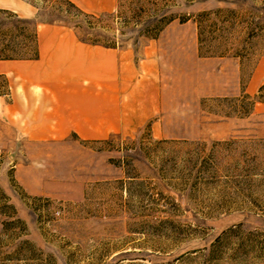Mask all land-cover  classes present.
Masks as SVG:
<instances>
[{"label": "rangeland", "instance_id": "rangeland-1", "mask_svg": "<svg viewBox=\"0 0 264 264\" xmlns=\"http://www.w3.org/2000/svg\"><path fill=\"white\" fill-rule=\"evenodd\" d=\"M15 1L9 60L39 58L44 25L138 52L161 38L166 107L131 132L34 144L6 116L19 79L0 74V264H264V0Z\"/></svg>", "mask_w": 264, "mask_h": 264}, {"label": "crops", "instance_id": "crops-1", "mask_svg": "<svg viewBox=\"0 0 264 264\" xmlns=\"http://www.w3.org/2000/svg\"><path fill=\"white\" fill-rule=\"evenodd\" d=\"M5 1L0 6L25 14L15 0ZM71 1L92 12L113 10L116 3ZM67 31L41 26L39 58L0 61V74L19 79L6 116L24 141L58 142L74 130L86 140L104 139L131 132L152 118L160 123L166 107L161 38L147 39L138 52L131 43L114 47L77 41Z\"/></svg>", "mask_w": 264, "mask_h": 264}, {"label": "trees", "instance_id": "trees-1", "mask_svg": "<svg viewBox=\"0 0 264 264\" xmlns=\"http://www.w3.org/2000/svg\"><path fill=\"white\" fill-rule=\"evenodd\" d=\"M68 3L71 4V5H73V6H76L75 3L71 2V1H68ZM172 19H173V18H170V20H172ZM161 29H162V26L156 28L155 31H159V30H161ZM157 35H158V33H154V34H152V37H157ZM16 56H17L16 53H8V54L0 53V58H2V59L17 58ZM34 56H37V54H35ZM12 207H13V206H12ZM15 214H16V211H15ZM15 214H14V215H15ZM17 222H20V223H22L23 225L25 224L24 221H23L22 219H20V218H16V219H13V220H11V221H7L6 224L9 225V226H12L13 224H15V223H17ZM27 242H28L30 245H32V246H30L29 248H34L33 242H30V241H27Z\"/></svg>", "mask_w": 264, "mask_h": 264}]
</instances>
